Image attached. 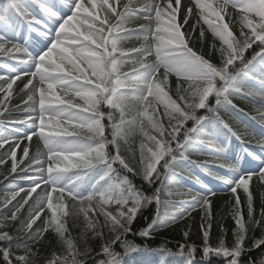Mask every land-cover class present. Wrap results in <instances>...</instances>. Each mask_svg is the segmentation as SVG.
Returning a JSON list of instances; mask_svg holds the SVG:
<instances>
[{
	"label": "trees",
	"instance_id": "1",
	"mask_svg": "<svg viewBox=\"0 0 264 264\" xmlns=\"http://www.w3.org/2000/svg\"><path fill=\"white\" fill-rule=\"evenodd\" d=\"M210 8L202 6L197 11L200 28L196 32L184 27L181 37L174 28L176 20L172 13L169 26L156 37L159 54H174L178 47L186 46L202 58V63L215 75L212 80L217 82L218 71L228 74L257 53L255 33L263 35L264 28L253 32L245 22L238 25L224 20ZM108 52L105 56L83 48L77 55L81 64L88 67L93 83L100 87L109 84V95L103 94L101 88L87 93L83 90V96L71 95L70 101L90 109L88 124L95 134L93 139H100L105 132V137H113L117 148L118 144L123 146L121 154L129 156L123 139L127 130H133L135 136L130 135L137 142V148L133 149L141 158L144 172L140 173L132 159L129 164L133 172L119 169L110 159L106 175L113 180L114 187L76 203L85 209L84 215L77 210L78 213L65 216L47 208L40 239L32 246L23 245L32 229L27 227L26 216L19 210L11 218L3 217L1 211L7 204L0 197V264H9L8 255L23 264H64L66 259L71 264H128V256L141 249L174 253L186 247L198 255L216 247L218 261L241 256L240 261L245 264H264V174L237 191L243 200L238 199L230 209L214 204L202 229L196 225V218L181 224L174 217L177 211L170 202L173 181L177 178L174 174L187 172L184 158L193 155L197 148L189 142L184 145L185 134L193 135L195 119L203 123L220 121L219 109L230 105L226 102L223 105V93L215 91L209 101L201 104L208 86L195 80L199 62L185 54L170 61L174 70L155 76L137 113L131 116L120 104L121 93L113 92L120 88L124 72L136 67L137 64H128L125 57L139 53V46H123L115 34L109 40ZM178 70L185 74L178 75ZM7 100V92L0 95V111ZM158 147L162 148L163 156L154 154ZM95 150L96 147L93 153ZM99 157L109 158L105 153ZM154 157L159 163L149 175L147 167L154 163ZM12 173L11 166L0 161V187Z\"/></svg>",
	"mask_w": 264,
	"mask_h": 264
},
{
	"label": "rangeland",
	"instance_id": "2",
	"mask_svg": "<svg viewBox=\"0 0 264 264\" xmlns=\"http://www.w3.org/2000/svg\"><path fill=\"white\" fill-rule=\"evenodd\" d=\"M122 1L123 0H81L77 3L76 9L78 10V13H80V17L78 20L74 19L73 17H58L57 13L53 11H48L47 13L50 14L52 18H55L57 20V23L53 20V24L56 28L61 26L63 39H66L67 37L78 36L83 40H89L93 43V41L91 40V36L94 32H97V30H99L100 33H98L97 35L98 40L95 43L97 45H103L107 34V32L104 31L103 18L106 14L110 15L115 9L114 7L116 6V4ZM150 1L153 3L154 8H156L159 3H162L164 1H166L169 6L175 8L178 7L180 19H182L185 14L190 15L194 11H196L195 6L199 5L200 2V0ZM212 1L217 3L216 8L226 16L232 18H250L248 17L249 15L247 0ZM12 5L15 4L12 3ZM252 20L255 21V19L253 18ZM194 21V16H189L187 24L190 27L188 28H196V22ZM5 37H7V35H0V39H4ZM0 49H4V47L1 46ZM44 72H46L45 67L40 70V73ZM0 85H2L3 88L6 87L8 83L7 81H1ZM38 87L40 89L44 88L43 84H37V82H34L33 78L29 79L24 86L18 85L16 87H12V89L17 90L18 93L17 95H14L12 97L11 102L7 104L8 109L1 116L2 120H0V125H2L4 129L7 128L10 130H15L10 126L17 127L15 130V134H17V132L22 133V130H20V128H23V126H26L27 128L32 127L30 125L31 123L29 122L33 123L34 121L31 120L28 122H24V117L27 116L28 112H30L26 109V106L30 103L28 100H25V98L29 94H31L33 97L36 96L35 93L37 92ZM131 100H133V98H131ZM48 102H50V109H53L56 106L55 101L52 98L49 99ZM262 107L263 103H260V101H257V103H255V111H262ZM33 111H31L30 113H33ZM53 114L57 115V113L55 112ZM17 137V139L6 141L4 146L0 143L1 160L2 158L5 159V157L8 158L7 160L9 161L11 166L15 164V159L20 160V163L17 165V167H15L16 172L19 171L16 175L18 177L22 176L23 182H30V176L35 175V182L39 184L34 193H30V191H20L18 190V187L16 188L15 184V187L7 188L6 191L2 193L4 198H7L9 200V205L5 210V215L10 216L13 209H23L30 220H35L38 216H40L41 212L38 198L45 192H51L54 185L58 184L60 181L47 179L43 176L44 171L55 168L56 165L53 164L52 160L47 162L48 159H46V157L39 156L41 154L39 150L40 140L36 141L34 138L24 137L23 135H17ZM36 158H40L41 161L39 163L33 164V160ZM124 159L125 158H120L118 162L125 164ZM45 162H47V166H45ZM73 163L75 162L73 161ZM207 205V202L202 198L198 200V203L195 204V207H197V215H201ZM50 207L54 211L62 210L66 211L67 213H72L73 211L76 212L75 208L70 205L69 202L65 199H62L59 202H51ZM41 226L42 221L41 218H39L34 230L40 228ZM28 243H30V241ZM9 262L10 264H21L19 260L15 259L12 256H9ZM65 264H70V260H66Z\"/></svg>",
	"mask_w": 264,
	"mask_h": 264
}]
</instances>
